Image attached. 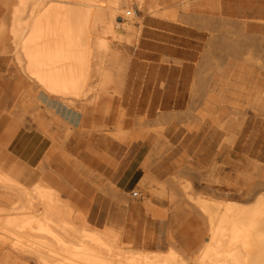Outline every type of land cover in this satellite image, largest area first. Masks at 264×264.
I'll list each match as a JSON object with an SVG mask.
<instances>
[{"label":"bare ground","instance_id":"1","mask_svg":"<svg viewBox=\"0 0 264 264\" xmlns=\"http://www.w3.org/2000/svg\"><path fill=\"white\" fill-rule=\"evenodd\" d=\"M140 16L197 28L208 41L202 66L181 83L176 105L161 107L155 117L134 118L125 91L144 25L131 23ZM263 32L264 0H0V57H10L20 76L9 84L15 91L18 82V101L0 115L1 123L14 117L26 126L30 115L33 122H47L40 133L50 144L54 125L52 131L63 130L65 138L75 130L98 136L97 144L106 149L124 142L131 130L157 138L178 123L195 129L197 168L184 165L181 173L202 179L207 165L212 185L249 192L245 201L216 199L192 183L174 178L159 183L149 161L143 162V177L137 171L130 178L139 189H149L147 208L161 217L152 199L169 201L174 216L185 218L183 238L197 235L182 245L171 230L165 251L149 250L142 246L143 230L127 242L125 227L94 226L87 211L45 179L35 181L32 166L12 156L0 164V264H264V163L249 160L251 149L242 156L247 145L235 142L246 125L247 112L239 106L245 98H251L252 122L264 124V74L255 69L264 68V37L256 36ZM96 114L105 124L85 128ZM68 117L82 119L79 127ZM147 145L145 139L141 147ZM64 151V145L55 152L50 146L40 172H54L50 160L59 154L96 184L97 175ZM227 171L234 172L235 182L221 178ZM103 190L118 192L110 180Z\"/></svg>","mask_w":264,"mask_h":264},{"label":"crops","instance_id":"2","mask_svg":"<svg viewBox=\"0 0 264 264\" xmlns=\"http://www.w3.org/2000/svg\"><path fill=\"white\" fill-rule=\"evenodd\" d=\"M148 21L143 25L142 43L130 62L127 74L126 107L129 116L134 118L143 114L155 117L160 113L161 107L171 110L172 105H176L181 83L189 82L194 77L196 64L200 61L208 41L207 34L197 28ZM256 36L264 37V32ZM103 118L96 114L84 126L91 129L94 125H104ZM74 119L68 117V120L79 127L78 123L82 119ZM1 124L0 164H7L8 158L14 156L23 164L32 166V178L35 181L45 179L82 209L103 210L104 198L99 195L98 187L89 183L86 177L81 176L72 164L60 156H53L50 160L54 172H40L38 166L51 146L50 141L40 132L28 128L17 119H9ZM76 136L74 142H87L82 144V149L78 152L79 162L93 171L96 177L115 178V160L93 143L100 140L91 137L87 141L81 139L80 134ZM182 227L181 223L173 230L167 221L147 219L143 230V243L149 250L163 251L168 248L171 230L184 244L192 243L197 235L194 236L195 239L192 237L190 241L186 240L183 238Z\"/></svg>","mask_w":264,"mask_h":264},{"label":"rangeland","instance_id":"3","mask_svg":"<svg viewBox=\"0 0 264 264\" xmlns=\"http://www.w3.org/2000/svg\"><path fill=\"white\" fill-rule=\"evenodd\" d=\"M148 20L150 19L147 16H140L138 21H134L131 24L139 27L141 24L146 23V21L148 23ZM202 62L203 58L201 57L200 61L196 64L197 70L200 68V66H202ZM255 69L258 72H262L264 74V68L255 67ZM16 77H20L19 72L16 70L14 64L10 61V57H0V103H3L2 109L0 110V115L2 116L8 114L6 111L8 106H11L16 101H18V96L20 94V86L18 85V82L15 84L17 86L15 91L13 90V87H9V84H13L14 86ZM5 101H9L10 103H6ZM250 101L251 98L247 97L245 98L244 102H241L239 105L247 112V117L243 134L240 137L241 141L240 139L237 140L236 138L235 142H243V144L247 145V148L243 150L244 153H242V156L249 154L248 150L251 149L254 153H252L253 155L249 160L264 163V124L259 121L260 119L256 123L252 122L253 111L250 108ZM201 112L202 108L200 107L197 109L196 113ZM11 119L17 118L12 117ZM17 120L22 122L20 119ZM44 121L33 122L32 117L28 115V126H26L30 129H36L38 132L42 133L40 126L43 124L47 125V122ZM29 122H32V124H29ZM177 125L178 126L176 130L172 131L171 129H167L164 136H157V138L154 135L145 134L139 130H131L129 131V134L127 135L124 142H115L109 144L107 149L101 148L97 142H93L98 145V147H100V149H102V151L106 153L108 157L115 160L114 166L116 169L115 178L108 179L106 177L99 176L95 179L96 184H94L91 177L80 174L84 178L86 177L89 183L97 186L99 195L104 198L102 211L83 209L89 213L90 221L94 226L99 228H104L106 226H116L117 228L125 227L129 235L126 241L132 242L133 235L139 230H144L147 219L167 221L170 223L173 230L183 222L185 218L179 216L177 219L174 216V208H172L171 203L167 200L159 201L152 199L154 205L153 209L157 210L156 212L164 214V216L162 215L161 217L154 215L155 213L149 210V208L146 206L148 199L152 198L148 192L149 189H139L137 184L132 183L130 178L132 176V172L135 173L140 171L143 177L144 172L142 169V163L147 160L151 164L152 173L155 175V177H157L159 183L174 178V180L179 183H192L198 192L216 199H233L245 201L249 198L248 191L241 192L239 189L212 185L209 181L210 177L206 169L207 165L202 170V179H198V177L191 173H181V169L184 165L197 168L194 156L195 144L192 142L195 129L192 128L191 130H188L182 128V126L178 123ZM52 126L54 127V125ZM52 128L51 133H53L55 136L54 139H51L52 150L55 152L56 147L64 145V152L69 157V159L77 158L78 152L82 149V144L87 143L74 142L77 134L81 135V139L87 141L91 137H94L75 130L70 137L65 138V132L63 130L56 129L55 131H52ZM96 137L99 139L98 136ZM145 139H147L149 145L142 148L141 146ZM186 139L188 142H185ZM184 143H186L185 146L183 145ZM158 152L160 153L157 154ZM56 155L60 156L59 154H55V156ZM242 156L240 158H242ZM165 164H168L166 168L162 167L160 171L155 170L157 167L163 166ZM221 174V178L224 177L223 180L225 182L236 181L234 172L230 175L228 174V171ZM106 180L112 181L115 187H117V195H114V193L110 192L107 193L103 190V185L106 184ZM157 187V184H154V188ZM138 191H141V195L138 197H133L132 193ZM124 197L126 199H124ZM186 229H189L187 225L185 226V230ZM191 233L193 234L194 230L190 228V234ZM177 239L179 240V238ZM142 244L144 248L148 249L147 246L144 245L143 240ZM182 245L186 244L182 242ZM195 252L196 250L189 251L190 254Z\"/></svg>","mask_w":264,"mask_h":264},{"label":"built area","instance_id":"4","mask_svg":"<svg viewBox=\"0 0 264 264\" xmlns=\"http://www.w3.org/2000/svg\"><path fill=\"white\" fill-rule=\"evenodd\" d=\"M134 197H138V196L134 194Z\"/></svg>","mask_w":264,"mask_h":264}]
</instances>
